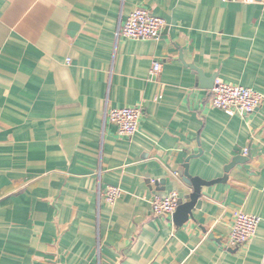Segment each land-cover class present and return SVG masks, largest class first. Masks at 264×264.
Segmentation results:
<instances>
[{"label": "crops", "instance_id": "crops-1", "mask_svg": "<svg viewBox=\"0 0 264 264\" xmlns=\"http://www.w3.org/2000/svg\"><path fill=\"white\" fill-rule=\"evenodd\" d=\"M137 8L165 19L158 39L118 35ZM196 69L264 93V1L0 0V264H264V102L213 108ZM126 106L132 137L105 115ZM238 155L182 226L152 213L187 200L185 165L211 181ZM238 210L260 223L230 249Z\"/></svg>", "mask_w": 264, "mask_h": 264}, {"label": "built area", "instance_id": "built-area-1", "mask_svg": "<svg viewBox=\"0 0 264 264\" xmlns=\"http://www.w3.org/2000/svg\"><path fill=\"white\" fill-rule=\"evenodd\" d=\"M222 2L243 1L256 3L264 0H221ZM166 27V21L162 17L153 14L146 8H137L120 24L118 35L132 40L158 39ZM162 68L160 61L153 63L152 73L157 74ZM264 102V93L254 89L225 83L216 80L211 90L210 105L213 108L224 111L230 116L236 114H249L257 110ZM106 118L118 128L120 135L132 137L140 131V123L143 115L142 106H126L106 109ZM246 153V150H244ZM123 194L119 186L109 185L102 195L108 204H114ZM180 203L178 191H172L165 195L156 194L150 200L151 210L155 216H173ZM260 217L238 210L234 213L231 228L225 246L230 249H238L251 242L256 236Z\"/></svg>", "mask_w": 264, "mask_h": 264}, {"label": "water", "instance_id": "water-1", "mask_svg": "<svg viewBox=\"0 0 264 264\" xmlns=\"http://www.w3.org/2000/svg\"><path fill=\"white\" fill-rule=\"evenodd\" d=\"M195 68V67H194ZM199 75V79L201 81V85L207 89H213L218 78V75L214 74L211 78H207L203 72L199 69H196ZM245 160L243 155H238L233 159V161L226 166L225 172L226 175L224 177L207 181L202 179L199 176H192L189 172V164L185 165V171L183 174L184 182L192 187V192L187 197L185 202L179 203V206L176 212L173 214V221L177 226H182L185 222H187L190 218L193 217V211L197 208H200L202 205V190L205 186H212L215 183L225 181L228 178L227 173L229 170L234 167L236 164Z\"/></svg>", "mask_w": 264, "mask_h": 264}]
</instances>
